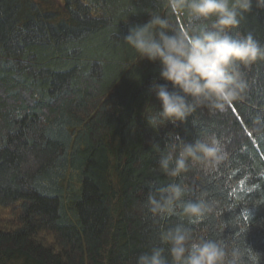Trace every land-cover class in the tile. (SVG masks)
I'll use <instances>...</instances> for the list:
<instances>
[{
    "label": "trees",
    "instance_id": "obj_1",
    "mask_svg": "<svg viewBox=\"0 0 264 264\" xmlns=\"http://www.w3.org/2000/svg\"><path fill=\"white\" fill-rule=\"evenodd\" d=\"M150 13L190 35L208 26L167 0H0V264H135L179 223L264 264V136L252 131L264 61L244 70L245 97L224 113L201 108L154 131L142 114L159 108V67L122 42ZM237 33L264 45V10L254 5ZM212 135L229 153L212 174L156 171L152 140ZM174 182L192 188L186 200L207 192L218 215L153 220L147 194Z\"/></svg>",
    "mask_w": 264,
    "mask_h": 264
},
{
    "label": "clouds",
    "instance_id": "obj_2",
    "mask_svg": "<svg viewBox=\"0 0 264 264\" xmlns=\"http://www.w3.org/2000/svg\"><path fill=\"white\" fill-rule=\"evenodd\" d=\"M167 4L208 26L190 35L174 27L170 18L150 13L147 22L130 26L124 35L122 42L134 50L140 62L158 65L159 79L164 81L154 80L149 89L159 108L148 104L142 114L154 131L183 124L201 108L212 115L224 113L245 97L248 84L244 70L264 61V45L250 33L232 35L254 5L264 10V0H167ZM252 131L264 136V117L254 121ZM150 148L158 154L156 171L172 180L193 169L210 175L229 159L215 135L194 142L177 138L163 148L152 140ZM192 191L188 184L169 183L150 191L145 207L153 220L179 216L188 224L218 215L219 205L207 192L186 200ZM135 264H246V260L240 247L197 236L192 228L179 223L161 231L159 242L141 253Z\"/></svg>",
    "mask_w": 264,
    "mask_h": 264
},
{
    "label": "snow or ice",
    "instance_id": "obj_3",
    "mask_svg": "<svg viewBox=\"0 0 264 264\" xmlns=\"http://www.w3.org/2000/svg\"><path fill=\"white\" fill-rule=\"evenodd\" d=\"M249 135H251V133H249ZM193 223H195V222H193Z\"/></svg>",
    "mask_w": 264,
    "mask_h": 264
},
{
    "label": "rangeland",
    "instance_id": "obj_4",
    "mask_svg": "<svg viewBox=\"0 0 264 264\" xmlns=\"http://www.w3.org/2000/svg\"><path fill=\"white\" fill-rule=\"evenodd\" d=\"M1 220V219H0Z\"/></svg>",
    "mask_w": 264,
    "mask_h": 264
}]
</instances>
